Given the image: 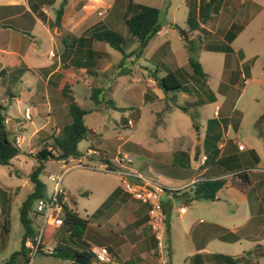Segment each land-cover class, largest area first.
Instances as JSON below:
<instances>
[{
  "label": "rangeland",
  "instance_id": "rangeland-1",
  "mask_svg": "<svg viewBox=\"0 0 264 264\" xmlns=\"http://www.w3.org/2000/svg\"><path fill=\"white\" fill-rule=\"evenodd\" d=\"M126 1L116 0L113 10H110L102 17L98 16L96 11L94 13V18L101 19V23L105 27L120 31L125 35L126 39L123 44L125 52L137 46L135 39L130 38L127 34L124 18H122L124 13L121 12L124 10ZM196 2L197 0H130V5L142 3L157 7L159 9L158 23L161 29H165L166 33L161 36H154L149 44V51L139 59L134 60L133 57L125 58L119 65L120 52L112 48V52L108 55L109 60L114 64L110 75L117 76L118 80L126 86H135L131 89L134 92L139 83L130 80L134 76H141L139 71L134 70L135 66L142 65L141 67L146 66L149 70H153L158 65L159 73H165L169 68H174L175 62L171 52L176 50L181 44L184 45V41L180 39L179 29L188 31L186 32L187 36L195 39L200 46L197 52V59L201 63L204 73H206L204 77L194 74L189 64L185 67V69L189 70V73H183L179 70L178 76L187 83L190 95L184 98L179 95L180 93L176 92L173 98L147 99L145 103L142 102L141 98L137 97L138 95L136 98L130 97V99L126 98L124 100L120 96L116 99V102L123 107H131H125L123 110L111 107L94 108L84 115V122L88 127H94L98 133L113 137L112 140H108L107 146L103 148L108 157L112 158L117 150L121 153L118 156L119 158L125 154L132 155V162H123V164L139 170L143 176L149 177L148 179H154L155 173L161 164H167L168 160L170 163L172 162V158L168 159L171 156L168 151L175 149L183 136L197 137L198 134L202 135V126L212 124L209 119L213 118L212 113L215 105L220 103H223V110L229 115H233L234 120L237 121L235 123L232 121V125L229 126V129L227 128L226 137L229 138L227 141L231 143L232 140H237L247 148L245 151H255L260 158L258 166L264 171V0H224L221 9L217 13L211 14L205 22H199V27L193 32L189 31L187 18L196 12L198 7ZM68 3L65 0H58L56 7L63 8ZM130 5L127 13H125L126 16L131 14L132 8ZM240 26H243V28L237 32ZM40 28L41 26H38V29ZM228 31L231 33L237 32L231 42L226 41L224 37ZM165 39L168 42L164 43L162 47H157L158 44L156 45V43L158 40L162 41ZM46 40V37L41 33L35 35V44L39 47L40 52L43 53L45 51L47 54L50 48L57 53L58 47L50 45ZM225 44H228L235 51H240L239 56L242 66L236 63L235 56L231 51L219 53L210 50L213 46H223ZM106 45L108 46V44ZM130 58H132L131 61L133 63L136 62L135 65L130 64ZM128 67L132 69L131 72L127 71ZM230 71H232V74H230ZM15 77L17 78L15 75H7L0 78L1 103H3L2 100L9 97L8 93H3L4 89H7V92L14 93L16 98L26 100V90L20 82L15 81ZM29 78L28 75L27 78H21L20 80L26 81ZM172 93L174 92L170 94ZM3 104L6 106V115L14 118L16 114L14 108L23 113L27 102L19 107L15 101H13L12 106L9 105L8 101ZM178 105L186 106V111L179 108ZM82 107L89 109L93 107V104L87 100L82 104ZM235 109L236 112L233 113ZM126 119L135 120L134 126L121 128L113 122V120L120 122L121 120L126 121ZM221 121L223 122L222 125L217 122L218 133H221L224 130L223 127L227 126L228 123L227 118H223ZM45 123L46 115H32L29 127L26 130L15 132L23 136V143L19 146L22 153L12 159L10 164H0V239L4 209H8L7 219L9 221V232L4 246L1 245L0 240V262L7 259L11 253L18 251L21 247L24 230L19 219V209L32 191V183L28 175L37 164L34 153L41 148V143L44 142V140L37 141L38 137L42 136V132L33 134V130L35 127ZM48 128L50 127H47V131ZM195 128H198L199 133L195 131ZM10 133V138H12L13 133ZM119 135L121 140L117 141L116 136ZM120 143L124 144L118 149L117 146ZM233 147L234 151H237V144H233ZM86 148V140L80 141L79 149L83 154H85ZM217 154L218 152L215 154L212 152V156ZM234 157L228 155L225 156V159ZM77 163H81V165L77 166ZM191 163L192 165L195 164L193 159H191ZM175 164L177 165L178 163ZM183 165L182 162L180 166L183 167ZM98 166L99 162L94 159H88V161L48 159L43 163L39 179L45 185V195H49L55 181L50 180L48 175L62 176L61 186L66 191L67 207L76 211L82 218L90 220V222H93V211L100 204H111L113 202V198L108 199L110 191H116L115 195L120 204L125 199L141 203L122 188L123 176L121 171H124L125 168L109 171L100 170ZM260 188L257 185L252 190L250 199L254 196L253 193L256 190H260ZM161 198L164 200L165 196L162 195ZM181 203H185L188 206L187 214L191 211L193 216L203 222L207 220V216L209 217L207 211L210 208L224 216L225 220H228L226 224L229 225L230 221L228 218L232 213L234 218H248L249 214H252L253 222L251 220L249 225H244L243 219L238 221L239 224H242V227H238L239 234L244 236L242 239L235 243L214 241L216 242L215 245L210 246V248L216 252L230 255L233 251L242 253L246 248L255 249L257 247L256 243H258L260 246L257 248L256 257L264 260V210L258 212L256 207H253L251 213H249L246 204L239 206L224 197H220L217 202L197 199L192 203H187L174 199L171 217L172 240L176 244V251L173 253L174 264H183L180 255L183 254L182 244L186 238L185 230L178 225L179 214L174 212V209ZM142 205H145L148 210V205ZM35 207L36 200L32 202L31 209L35 210ZM184 217L186 216L184 215ZM254 221L258 223L255 224ZM36 222H39V220ZM203 222H197L198 225L196 227L206 226L207 223ZM33 223L37 231L35 221ZM59 233L61 231H57L45 243L54 248L57 238L64 237V240L70 242L66 235V230L57 237ZM96 236L91 241L92 245L104 243V238ZM251 238L253 243H256H250ZM165 241L167 244L166 264H170L168 237ZM82 242L84 244L83 239ZM220 245H226V247ZM261 252L262 255H260ZM26 255L29 258V263H25L23 259H20L18 264L64 263L61 259L51 256L48 252L40 251L30 256L27 251Z\"/></svg>",
  "mask_w": 264,
  "mask_h": 264
},
{
  "label": "crops",
  "instance_id": "crops-1",
  "mask_svg": "<svg viewBox=\"0 0 264 264\" xmlns=\"http://www.w3.org/2000/svg\"><path fill=\"white\" fill-rule=\"evenodd\" d=\"M57 1L0 0V78L7 75H15L17 76V78L15 77V81L20 82L26 90V100H22L16 98L14 93L7 92V89H4L3 93H8L9 97L2 100V102L8 101L9 105L12 106L13 101H15L18 107L27 102L25 108L29 107L32 115H46V123L35 127L33 130V134L42 132V136H39L37 141L44 140L41 144L52 143L53 137L57 136L61 128L71 121L68 112V100L65 94L73 96L80 106L87 100L92 102L93 107H90L89 111L94 108H110L105 104L96 105L90 99L92 87H100L102 89L97 93L96 98L98 100H112L117 107L122 109L131 106L123 107L119 105L116 99L120 96L124 100L126 98L130 99V97L136 98L138 95L137 97L141 98L143 103L146 102V93L148 95L147 98L151 100H161L164 98L163 91L157 87L156 82L150 75V70L146 66L141 67L142 65H136L135 69L133 68L135 71L141 73V76H134L130 80L139 83L134 92L131 89L135 86H126L118 80L117 76L110 75L111 70L114 68V64L108 58V55L112 52V48L109 45L108 47L107 43L103 41H94L89 38L91 31L102 22L101 19L94 18L95 11L100 17L106 15L110 10H113L116 0H65V2L69 3L63 7L60 26L54 25L56 10L58 9L56 7ZM196 3L198 5V0ZM129 5L130 0H127L124 10L121 12L124 13L122 17L124 19L129 16V14L125 15L129 9ZM38 26H41V28L38 29ZM192 31L194 32L195 30ZM37 33L44 35L50 45L57 46L58 52L56 53L50 48L47 54L45 51L43 53L40 52L39 47L35 44V35ZM165 33V29L160 28L155 36H161ZM79 37L87 38L77 40ZM152 38L139 58L146 55L149 51V44ZM182 38V35H180L181 40ZM167 42V39L158 40L156 45L158 44L157 47H162ZM210 50L222 53L220 50ZM231 52L235 56L236 63L242 66L239 56L240 51H235L231 48ZM171 53L175 67L169 68V70L178 72L180 70L183 73H189V70L185 69L188 65V59L184 45L181 44ZM131 59L130 64L135 65L136 62L133 63ZM127 71L131 72L132 69L128 67ZM162 74L164 73H158V75ZM230 74H232V71H230ZM28 75L30 77L29 80H20L21 78H27ZM184 83L186 89L181 91L179 95L187 98L190 94L187 83ZM14 111L16 113L14 118L8 116L10 122L7 126L9 131L13 133L12 136L18 134L15 133L16 131L26 130L31 121L23 120L24 111L22 113L15 108ZM235 112L236 109L233 113ZM212 117L211 119L208 118L212 121L211 125L202 126V135L198 134L197 137L183 136L176 145V148L168 151L171 154L168 159L172 158V162L170 163L167 159V164H161L160 168L156 171L154 177L156 180L150 179L168 189L187 191L191 187L189 185L192 181L204 178H225L226 183L217 192L216 198L210 200V202H217L220 197H224L230 201L232 200L239 206L246 204L249 213H251L253 207H256L258 212L264 210V171L258 166L260 161L259 156L255 151H245L247 149L245 147L239 149L237 140H232L231 143L227 141L229 139L226 137L227 128L229 129V126L232 125V121L234 123L237 121L234 120L233 115H229L223 110V103L215 105ZM223 118H227L228 123L227 126L223 127L224 130L221 133L219 132V135L217 122L222 125L221 119ZM113 122L121 128L134 126L135 124V120L131 119H126V121L121 120L120 122L113 120ZM47 127H50L48 131L46 130ZM89 128L91 132L82 139L87 142L85 154L79 149L80 142H78L77 148L82 155L78 158L69 159L78 161L94 159L99 162V165H106L103 161L107 160L115 169L124 168L125 165L118 157L121 155L119 150L116 151V154L112 158H109L103 150L107 146L108 140H112L113 137H107L102 135V133H98L94 127ZM195 131L199 133L198 128H195ZM208 135H212V139L208 138ZM116 140H121V136H116ZM123 144H118V149ZM233 144H237V151H234ZM215 147L218 154L212 156ZM228 155L235 157L225 159V156ZM203 156L206 159L202 162ZM191 159H193L195 164L192 165ZM182 162L185 165L183 167L180 166ZM175 163L178 164L176 165ZM76 165L80 166L81 164L77 163ZM166 166L167 168H165ZM130 168L142 174L139 170L133 167ZM241 172H245L250 180V185L245 189L236 186V183L240 182L237 174ZM231 177H234L235 184L232 182ZM257 185L261 187L260 190H256L253 193L254 196L250 199L252 190ZM113 192L110 191L108 194V199L113 198V202L111 204H100L93 211V222L87 220L82 235L84 244L83 242L73 243L71 241L70 243L64 240V237L57 238L56 244L59 242L66 243L80 252L89 251L92 247H106L112 259L119 264H160L155 251V240L147 224V208L145 205L131 202L129 199H125L120 204L116 195H113L114 197L111 196ZM164 196L163 204L167 221V237L170 244V264H174L173 253L176 251V244L172 240V202L174 199L184 202V199L174 196L168 191L165 192ZM195 200L197 199H191L190 203ZM181 204L186 206L185 203ZM177 208L174 209V212L179 214L178 225L185 230L184 233L186 234L183 244L181 243L183 254L180 257H182L183 264H224L215 256L216 254L223 253L212 250L210 246L215 245L216 242L214 241L223 243H235L239 241L244 236L239 234L238 227H242V224H239L238 221L243 219L244 225H249L251 220L253 222L252 214H249L248 218H234L232 213L228 218L230 225L226 224L228 220H225L224 216L219 213L214 212L212 208L207 211L209 217L207 216V220L203 222L201 219L193 216L191 211L187 214L188 206H186V211L182 213ZM197 222L207 224L206 226L197 228ZM254 223L257 224L258 222L254 221ZM66 229L65 225L58 228L47 227L44 241H49L57 231H61L57 235L58 237ZM230 234L236 235L237 238L235 240L232 238L225 239ZM66 235L68 236L67 231ZM96 235L104 238V243L92 245L91 241L97 237ZM250 243L254 244L256 242L253 243L251 238ZM217 244L219 245V243ZM256 244L258 245V243ZM220 246L226 247V245ZM252 249L246 248L242 253L233 251L230 256L244 255V253ZM250 257L242 259L239 264H263L264 262L263 259L261 260L256 255ZM57 259H61L64 262L61 264H72L68 259L59 257Z\"/></svg>",
  "mask_w": 264,
  "mask_h": 264
},
{
  "label": "trees",
  "instance_id": "trees-1",
  "mask_svg": "<svg viewBox=\"0 0 264 264\" xmlns=\"http://www.w3.org/2000/svg\"><path fill=\"white\" fill-rule=\"evenodd\" d=\"M224 0H199L198 7L196 12L190 15L187 18V24L189 26V31L196 30L199 27V22H205L211 14L217 13L222 5ZM132 8L131 14L124 19V24L127 29V34L130 38L135 39L138 45L135 49L125 52L123 49V44L125 42V35L120 31L114 30L112 28L105 27L102 23L96 26L90 33L89 38L94 41H103L107 43L111 48L117 50L121 54L120 63L123 62L125 58L134 57L138 59L144 52L146 46L148 45L150 39L155 36V34L160 30V25L158 23L159 9L155 6H150L142 3L131 4ZM63 8L59 7L56 10V17L54 20V25L60 26L61 15ZM195 15V16H194ZM243 26H240L237 30L239 32ZM188 32V31H185ZM236 33L227 32L225 40L231 42ZM87 37H79L77 40H84ZM184 41V47L187 52V59L190 68L194 74L204 77L201 63L197 59V52L200 49V46L195 41V39L188 37L187 39L182 38ZM211 49L216 51H231V47L228 44L223 46H213ZM159 66L157 65L153 70H150V75L153 77L154 81L158 88H160L165 97L173 98L175 93H180L185 90L184 81L178 76V71L167 70L164 74L158 75ZM4 74V72H2ZM122 74V72H121ZM100 87H92L90 99L96 104H105L113 109L123 110L120 107H117L112 100L97 99V93L101 91ZM171 92H174L170 94ZM170 94V95H169ZM68 100V112L71 118V121L64 125L59 134L53 137V141L50 144H42L41 148L34 153V158L37 164L33 167L29 173V180L32 183V191L23 201L19 209V219L23 226V236L21 240V247L18 251L11 253V255L0 262V264H18L20 259H23L25 263H29V258L26 255L28 248L25 246V239L27 237L34 238L36 235V229L33 226V221L29 216L31 210V204L37 198H40L45 195V185L39 179V173L43 168V163L48 159L63 160L66 161L69 158H78L82 153L78 150L77 144L82 139H84L90 132V128L84 122V115L89 112L88 109L80 106L73 98V96L65 94ZM146 100L148 99L147 93L145 94ZM177 105V104H176ZM179 108L186 111V106L178 105ZM6 106L0 102V164L8 165L11 160L17 157L22 150L19 146L14 143L13 136L10 138V131L7 128V125L4 123V119L7 116L5 113ZM208 138L212 139V135H208ZM214 154L217 153L216 147L213 149ZM107 166L111 170H115L111 166L110 162L104 160ZM237 177L240 179L239 183H236V186L241 189H245L250 185L249 177L245 172L237 174ZM232 182L234 183V177H231ZM226 183L225 178H204L199 179L187 191H182L180 189H167L164 188L165 192H170L174 196H179L184 199L185 202H191V199H202V200H213L216 198L217 192L224 186ZM235 184V183H234ZM114 191L111 196L115 195ZM4 220L2 224L1 232V245H5L7 234L9 232V221L7 219L8 209L3 210ZM63 220L64 225L66 226V231L68 232V238L71 242L82 243V235L84 233L87 219L82 218L76 211H73L64 205L63 210ZM236 239V235L230 234L226 236L225 239ZM247 251L244 255L240 256H230L225 254H216L215 256L220 259L224 264H239L242 259L246 257L251 258L252 255H257V248ZM52 256L68 259L72 264H78L75 262V256L82 255L87 258L86 264H99L91 263V253L89 251L80 252L79 250L73 248L71 245L59 242L55 245L53 251L49 253ZM262 255V252L261 254ZM249 262V260H248Z\"/></svg>",
  "mask_w": 264,
  "mask_h": 264
},
{
  "label": "built area",
  "instance_id": "built-area-1",
  "mask_svg": "<svg viewBox=\"0 0 264 264\" xmlns=\"http://www.w3.org/2000/svg\"><path fill=\"white\" fill-rule=\"evenodd\" d=\"M22 118L24 121H29L32 119V113L29 107L25 108ZM9 122L10 118L6 116L4 123L8 126ZM13 139L17 146H20L23 143V136L20 134H15ZM237 144L239 149L244 148V146L239 142H237ZM205 159L206 157L203 156L201 161L203 162ZM120 161L122 163H131L132 155L125 154L120 157ZM98 168L100 170H111L105 164L99 165ZM124 168L125 170L121 171V175L123 176L122 188L134 199L138 200L142 204L148 205L147 224L155 240V251L159 258V263L166 264L167 244L165 239L167 238V221L163 200L161 198V196L165 194L164 188L166 187L156 181L146 178L142 174L131 169L128 165H125ZM127 175L136 176L142 180L143 184L139 185L129 181L127 179ZM48 178L52 181H55L51 193L49 195H44L40 198H37L35 210L31 209L29 212L30 218L32 221H35L37 227L35 237H27L25 239V246L28 248L30 256H33L40 251L51 253L54 248L46 244L44 241L46 229L49 226L58 228L64 225L63 210L64 205H67L68 199L66 191L61 186L62 176L56 177L53 174H49ZM196 181H192L189 186H192V184ZM177 210L180 213L185 212L186 206L181 204ZM38 220L39 222H36ZM89 252L91 253L92 263L119 264L117 261L112 259L106 247H92Z\"/></svg>",
  "mask_w": 264,
  "mask_h": 264
},
{
  "label": "water",
  "instance_id": "water-1",
  "mask_svg": "<svg viewBox=\"0 0 264 264\" xmlns=\"http://www.w3.org/2000/svg\"><path fill=\"white\" fill-rule=\"evenodd\" d=\"M179 32L181 33L182 37L187 39V33L184 30L179 29ZM127 179L135 184H139L142 185L143 182L141 179L137 178L136 176L133 175H127ZM75 262L78 264H86L87 263V258L85 256L82 255H77L75 256Z\"/></svg>",
  "mask_w": 264,
  "mask_h": 264
}]
</instances>
